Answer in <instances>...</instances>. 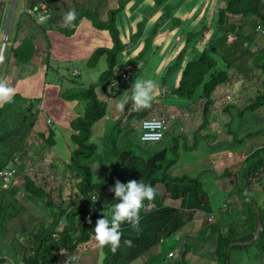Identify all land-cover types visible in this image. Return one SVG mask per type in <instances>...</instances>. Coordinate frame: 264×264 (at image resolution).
<instances>
[{"label":"trees","instance_id":"1","mask_svg":"<svg viewBox=\"0 0 264 264\" xmlns=\"http://www.w3.org/2000/svg\"><path fill=\"white\" fill-rule=\"evenodd\" d=\"M40 1L42 0H32L31 3L35 4ZM44 1L52 5L61 0ZM140 1L145 3L143 9H141L142 6L134 7L135 9H129L130 12L122 17L124 25L133 24L136 29L132 38L130 36L125 39L121 36V31L116 25V14L124 12H118L120 8L125 7L124 1L118 11H109L106 21L102 20L100 15L94 11L81 9L77 12L76 20L71 26L67 25L66 29H60L66 36H72L82 18L86 17L94 21L98 29L109 33L112 44L96 49L87 64L88 67L96 68L100 59L104 55L108 56V69L100 76L98 82L86 87L81 81L78 82L70 77H65L63 81H56V83L46 76L42 85L43 91L40 94L28 95L26 98L21 93L15 92L10 102H3L0 105V162L3 164H0V173L7 168H9L8 171L16 169V166L19 171L24 172L26 166L19 165L15 156L26 157L29 147L26 150L24 143L36 139L37 136H42L49 146L53 145L65 152L69 150L68 157H70L64 170L63 182L59 187V201L54 200L52 190L49 191L46 186L38 183L36 177L26 175V183L22 186L7 189L3 186V178L0 174V230H4L3 233L11 232L12 234L9 235L6 242V246L10 250L7 252V256H13L16 264H57L61 260V252L72 253L78 250L85 254L92 249H102L104 260L101 264H129L168 238L180 241L178 246H182V249L178 256L170 257L171 259L167 260L166 257L172 250L161 258L156 259L155 255L144 264H157L161 261L167 262L166 264H190L189 260L187 262L184 257L187 258V255L192 251L191 246L195 245V241L193 240V244L184 242L189 234V229L194 226L195 212L201 210L207 216L217 215L218 211H222V205L226 203L216 204L217 201L212 198L214 189L207 186V183L216 182L219 185L225 181L224 177L228 181L231 170L227 169L223 174L208 172L206 171L209 169L207 165L209 163H213V166L220 165V163L225 165L224 162L228 160V156L234 154V149H229L226 145H242L252 137L264 135V131H262L264 123L261 129L254 132L250 130L241 132L243 124L232 129L229 124L234 120V117L230 115L226 117L229 120L226 133L231 137V140L222 145L219 142L214 143L219 138L216 131L220 123V120H217L220 111L215 107L219 94L216 90L230 82L231 72H240L247 78H250L249 72L255 69V73L261 74L257 75L261 86L257 89L255 98L249 103L250 106L246 108L250 118L256 117L259 120V115L255 113L261 105H264V34H258L256 30L258 25L264 26V1L221 0L215 16L213 17L214 13L211 15L212 25L209 12L208 17H202L203 4L208 2L206 3L208 6L211 0L196 2V6L200 7L199 13L194 10L195 5L192 7L182 6L186 2L185 0ZM140 9L141 13L137 12ZM187 9L190 10L189 13H187ZM151 11L154 22L149 24L151 27L145 28L148 26L147 21H150L147 13ZM22 16L25 17L24 14ZM186 16L188 19H185ZM29 18V21L25 23L26 35L19 34V20L14 33L10 35L5 51L6 60L1 70L0 80L4 82L11 76L13 77L18 70H24L31 64L32 59L36 56L37 38L44 43L45 58H43V62L46 66V74L52 66V43L48 31L57 29V23L52 18L48 22L38 25L35 19ZM1 20L2 14L0 13V22ZM165 21H169L172 28H183L187 22L183 29L184 36L181 39H186V41L182 45L181 51L176 54L174 62L168 63L167 67L164 66L162 60L158 62L154 59L155 67L152 71L155 73L153 75L155 80L153 81L156 82L157 78L161 80L162 86L167 89L164 92V97L174 96V98L190 99L189 101L205 98L201 111L203 113L202 122L196 132V138L192 145H188L185 142V137H182V133L171 137L169 135L171 130H168L164 140L145 147L137 143L136 138L124 140L121 136L118 144L121 145L123 151L112 157L107 166V163H101L102 160L96 161L99 147L96 143L98 138L94 135V130L100 121L107 120L108 115L115 113L118 100L122 94H125V91L128 93L131 87V80L127 84L120 83L114 86L115 80L121 78L120 75H116L115 68L121 58H127L125 53H127L126 50L131 41L133 44L129 47H138L128 57V60L124 61L127 66L138 67L148 55L160 52L162 44L159 41L162 38L159 36L166 35L163 32ZM255 46L258 47L256 52L252 50V47ZM136 72L137 76L143 74L141 70L139 72L136 70ZM52 84H57L59 87L55 88V95H47L45 89ZM50 97L57 101L54 103L57 105L52 108V111L48 109L49 113L47 111L40 112L37 105L44 99L49 100ZM59 101L62 102L59 103ZM159 103H152L149 109L130 112L125 131L131 130L129 123L134 118L142 120L159 114L160 112L156 113ZM196 104L195 106H197ZM223 107H227V105ZM58 108H62L63 112L66 110L77 111L76 114L68 116L69 126L67 128H64L63 125L54 127L48 123L50 116L53 120L57 118L55 111ZM220 115L222 123L225 117H222L223 112ZM43 116H45L44 132L47 135L44 132L40 134L41 130L38 129L41 125L39 120ZM118 119L120 116L116 120ZM176 121L180 124L186 122L180 118ZM201 130L202 135H200ZM198 135L202 136V143L201 141L197 142ZM58 141L60 142L56 146ZM126 141L130 142H127L126 145ZM218 146L225 148L218 150ZM242 148L243 146L240 149ZM189 150L192 154L198 152L203 155L200 158V161H203L200 168L202 167L203 171L213 177L190 175L187 170L191 167V161L189 167L183 160L177 162V158L187 157L186 152ZM243 150L248 153L251 149L243 148ZM172 157L176 159L171 160ZM98 163L101 164L98 165ZM171 167L183 174L176 175L174 170L170 172ZM263 167L264 146L252 150L247 155L241 172H234L236 174L234 180L228 181L235 182L234 191L233 189L229 192L220 189L226 194L227 202L237 196L242 203L240 195H243L246 203L241 204L245 210L238 211L242 212L244 223H237L235 220L227 222L228 219L224 221L217 216L216 222L211 223L213 225L210 224L211 228L216 229L215 231L218 233L219 251L215 259L216 264H227V260L231 264L232 257L237 255L242 259L241 253L244 250L248 251V258L252 264H264V204L262 206L260 202L254 200L255 190L254 186H251L254 182L255 186L259 187L261 195L264 196ZM97 169L101 172L99 173ZM132 174H137V176L132 178L130 177ZM117 180L122 183L129 180H141L154 189L158 184H162L166 189L165 193H168L174 201L173 206L158 203L150 214L145 213L142 207L137 228L131 229L129 228L130 224H122L119 245L113 250L110 245H100L96 241L93 228L96 221L103 218V211L105 214H110L109 204L115 203V198L103 190L106 187L111 188ZM242 182L243 189L240 190L238 187ZM67 185L70 187L71 193L64 196L63 191ZM156 197L157 192L155 197L151 201L146 200L144 205L155 201ZM96 198L98 199L96 200ZM232 204L233 202H231ZM258 213L263 227L256 239ZM122 228L125 229L121 230ZM181 234H183L182 241L179 240ZM209 237L212 238V235L210 234ZM128 240L132 242L131 246L125 243ZM236 241L253 242L245 245L233 244L228 254L230 245ZM182 243L184 244L181 245ZM93 244L94 246H92ZM211 245H213L212 242ZM4 252L0 249V256L5 254ZM2 262L3 259L0 258V264Z\"/></svg>","mask_w":264,"mask_h":264},{"label":"rangeland","instance_id":"2","mask_svg":"<svg viewBox=\"0 0 264 264\" xmlns=\"http://www.w3.org/2000/svg\"><path fill=\"white\" fill-rule=\"evenodd\" d=\"M7 1L10 5L13 2V0H6V2ZM125 1H127V0H125ZM185 1L186 2H184L182 6L189 5V7H192L194 5L196 6V2L198 0H185ZM23 2H24V0H21L20 3H19V0H17V3H19L18 13L20 12V9L23 7ZM129 2L132 4V8L142 6L141 9H143L145 7V3L141 2L140 0H129ZM220 2H221V0H211L210 3L208 4V6H206V3H208V2H205V4H203V6H202L204 8L202 10V17H208L207 14L209 12V16H210L209 18H210L211 25H212L211 15L214 13L213 17L215 16V13L217 11V7L220 6ZM122 4H123V1L120 0V7ZM124 5L126 8L125 3H124ZM53 7H54V4H52V8ZM81 7L83 8V6H81ZM61 8L63 9L64 7L61 6ZM125 8L122 7L118 11V12H121V11L125 10L123 13L116 14V16L119 20H121L122 17L126 13L130 12V11H127ZM141 9L137 12L141 13ZM199 9H200V7H198V6H196L194 8L196 13H199ZM3 11H4L3 8L0 9L1 14L3 13ZM186 11H187V13L190 12V10H188V9ZM53 12H54V8H53ZM16 14H17V12L15 9L14 18L16 17ZM19 14H21V13H19ZM151 14H152V11L150 13H147L148 19L151 17ZM54 15H55V12H54ZM55 16H57V15H55ZM185 19H188V16H186ZM18 20L20 21V24L23 25V28L21 29V34L24 35V34H26L25 23L29 21L28 18L24 17V16H20L18 19H14V24L11 25V27L9 28V31L11 34L14 33L15 22H17ZM165 22H166V25L163 28L165 31L163 29L162 30L166 34V40H163L165 43L164 42L160 43V44H162L161 51L156 52L154 54L153 59H156L159 62V60L162 59L163 56H165L164 58H166V60H168V61L170 60L169 63H171V62L173 63L175 60L176 54L178 53V50L180 49V44L177 42L181 39L180 34H179V33H181V30H179V28L170 27L171 24H169V21H165ZM161 25H163V24H161ZM1 36L6 37L5 32L3 34H1ZM53 36L56 37L55 35H51V39ZM173 38H175V40H173ZM19 41H20V38H19ZM137 47L138 46L133 47V50H135ZM39 51L41 52V51H43V49H40L39 46H37L36 52H39ZM157 56H159V58ZM40 58H42V57H40ZM102 58H101V60H102ZM142 62H144V61H142ZM142 62L138 66V68L140 67L138 69V72L140 70L143 71V74L141 76H137V74H135V71H131V69H127V66L118 68L119 70L124 71V73H123L124 78L121 79L122 84H127L128 79L132 76V79L130 81L131 87H130L129 92L127 93L128 95L131 94V88H132V85H133L135 79L143 78V79L155 80L153 77V75L155 73H153V71H152V69H153L152 66H154V63H155L154 60L151 63H149V60H148L143 64V66H141ZM53 64H54V62H53ZM87 64L88 63H85V62L71 63L70 64L71 67L77 66V70L80 72V75L71 76L70 78L74 79L78 82L82 81V82H86L88 84L89 83L91 84V83L97 81L100 78V76L102 75V73L105 72L108 68V58L106 56V59L102 60L100 62V65L98 66V68L95 70H92L90 67H88ZM30 65L28 66L27 70L30 69ZM167 65H168V63H167ZM3 67H4V63L2 62V63H0V79H1V73H2L1 69H3ZM32 67H33V64L31 66V69H32ZM160 67H161V65H160ZM157 71H155V72H157ZM25 72H26V70H25ZM255 72H256V69L249 72L250 78L243 77V78L239 79L240 81H235L236 77H239V74L231 73V75H232V77H230L231 85L225 84L224 86L218 87L216 90L219 94H218L217 104H215V107L218 108L220 113L223 112L222 117L229 116L230 114L234 117L233 118L234 120L229 124V126L232 129H233L234 123H235V125H237V128L241 124H243L241 127V130H240L242 132H246L247 130H250L253 132L258 131L263 126V124H256L255 123L256 120L253 119L252 117L251 118L249 117V111H246V108H247L246 104L247 103H244L245 96L246 95L255 96L256 95L255 91L257 90L256 88L258 85L261 84L259 78L257 77V75L259 73H255ZM22 74H25L23 72V70H18L17 73L14 74V76H13L14 78L11 76L8 80L5 81V83L10 87H14L15 83L17 81L18 82L20 81V79H21L20 77H22V78L25 77V76L23 77ZM23 80H26V78ZM155 83H156V95L154 96L152 103H159L161 101V103H159L160 104L159 108L156 109V113L160 112L161 114L159 113V115H165V116L170 117V123L169 124L171 126V132H169V135L171 137H173V136H177L179 133H183L182 137H185L186 134L184 132H180V130H179L185 126H189L186 129V132L189 135H194V131L197 129L198 124H201V122H202L201 118H202L203 113L201 111L204 107L205 98H203V99L200 98L199 100L189 101L190 99L186 100V99H184V98L182 99L180 97L174 98V96L164 97V92H166L167 89L164 86H162L160 79L157 78ZM25 86L30 87L29 82ZM128 86H129V83H128ZM23 88H22V86H20V85L17 86V84H16L15 92H19L22 94L23 97L27 98V95L25 93H23L24 92ZM230 89H232L234 91V93H231ZM199 90H197V91H199ZM125 93H126V91H125ZM231 95L232 96L234 95L233 101H235V102L237 101L238 104H242V106L240 108H239V106H238V108H235L232 105L228 106L229 108H231V112L229 113L227 110H224L226 107L223 108V106L228 105V100L231 97ZM237 95H238L239 99H235V96H237ZM254 98L255 97H251L250 101H252ZM24 100H26V99H24ZM241 102H243V103H241ZM2 103L3 102H0V105H2ZM47 103H50V101L48 99H45V100H43V102L41 103L40 106L37 105V107H40L39 108L40 112L47 111V113H49L48 107L46 106ZM129 103H132V102H129ZM195 104L197 106H195ZM232 104L236 105V103H234V102ZM195 111H197V112H195ZM60 112H63V111H60ZM220 113L218 114L219 117L221 116ZM182 114L191 115V117H183V119L185 121H189L188 123L178 124V122L173 118V117H176V116L182 115ZM59 115L57 118L59 119L60 123L64 126H69L68 117L59 116ZM154 115H156V114H154ZM219 117L217 118V120H220V123H221V119ZM222 120H223V118H222ZM56 121H57V119H56ZM39 123H41V125L38 129L41 130L40 134H42V132H44V127H45V116H43L39 120ZM49 123L53 124L54 120L51 119ZM100 123H101V121L99 122V124ZM115 123H116L115 120L107 121L108 125H112L111 128L109 129L111 135L105 136L104 142L101 140L102 135L100 136V138H98L96 140V143L98 144V147H99L98 153L105 156V162L106 163H109L112 160V157L120 154L123 151L121 145L118 144L120 134L122 136V139H124L123 135H127L129 137H132V139H133V138H135V136L138 134V132L140 130V128H139L140 121H138L136 118H134L130 124L132 129L125 131V132H122V130L125 129L124 127H122V128L117 127V125ZM220 123H219V127H218V128H220V130L218 132L219 133H222V132L225 133L224 128L220 127ZM262 131H264V128H262ZM44 134L47 135V133H45V132H44ZM140 134H141V131H140ZM225 134H227V133H225ZM38 137L39 136H37L36 139H32L30 141L28 140L27 142L24 143L26 145V150H27V147H29V149L27 150L26 157L22 158L20 155H16L15 157L17 158L16 160L18 161L19 165H25L26 166L24 172L33 176V177H36V178L38 176L41 180H44L47 183L48 189L52 190V195H53L54 200L59 201L60 196L58 195V191H59V187H60L61 183L63 182V178L65 176L64 168L66 167V162L62 158L58 157L56 155L57 152H54L53 149L49 148V146L47 144H43V140L38 138ZM44 137H46V136H44ZM225 139L230 140L231 137H225L224 136L222 138H219L218 141L225 140ZM200 141H203V139L197 140V142H200ZM59 142L60 141L56 142V146H57V143L59 144ZM127 142H130V141H126V145H127ZM144 145H145V147H147L150 145V143H144ZM242 146L244 149L250 148L251 149L250 151L255 150L258 147H263L264 146V135L261 134L259 136L254 137V138L252 137L249 141H247L246 143H244L242 145L241 144L235 145L234 148H239ZM55 148L57 150L60 149L58 147H55ZM229 149H230V147H229ZM19 151L22 152V150H19ZM186 154L188 155L187 157H183L182 159L177 158V162H181V160H183L184 163L187 164V167H189V164L191 161V163H192L191 167L188 168V170H187L188 174H190V175L194 174L196 176L201 175V177L207 176V175L210 177H213L209 173H207L206 171L214 172V169H215L216 173L223 174L227 169H230L231 172L228 176V181H233L234 177L236 176V174L234 172H239L240 166H241L242 162L245 160L246 152L244 154L240 153L239 156H237L236 153L233 155H229L228 160L224 162V164H225L224 166L221 163H220V165L217 164L216 166H213V163H211V164L209 163L207 165V167L209 169H207L206 171H203L202 167L200 168V166L203 165V163H202L203 161H200V158L203 156L202 154L199 153V155L196 158H193V156L189 155V154H191V150L187 151ZM21 155H23V154H21ZM211 155H213V153H211ZM102 158H103V156L100 155L96 158V161L103 160ZM173 158L174 157H172L171 160ZM174 159H176V158H174ZM0 164H2V163L0 162ZM6 165H4V166H6ZM4 168L6 169L7 167H4ZM17 169H18L17 174H18L20 180L18 179L16 182H14V185H10L9 187L7 185V189L8 188L13 189L15 187L22 185V183L24 181V174H19L20 173L19 168L17 167ZM97 170L99 173L101 172L99 169H97ZM172 170H174V173L176 175H178L179 173L183 174L182 172H178L176 170V168L171 167L170 172ZM0 174H2V172ZM35 175H37V176H35ZM214 178L218 179L217 177H214ZM223 180H225L224 182L229 185L230 188L228 187V190H230V189L235 190V188H233L235 185V182H228L225 177ZM242 184H243V182L238 187L240 190L243 189ZM207 186H210L214 189V191L212 193V198L214 201H217L216 202L217 205H221V204H223V202H227L226 194L224 192L220 191L221 188L218 186V184L216 182L207 183ZM251 186L252 187L254 186V190H255L253 193L254 200L258 203L260 202V205L263 206L264 196H262L260 191L258 190L259 187L255 186L254 182L251 184ZM164 191H166L165 187H164ZM70 193H71L70 187L67 185L66 188H64L63 195L67 196ZM237 194L240 195L239 193H237ZM160 195H162V194H160ZM240 199H241L242 203H240L239 198L237 196L233 197L231 199L233 204L232 205L229 204V206H226L224 208V210H226L227 212H223L220 210V211H218L217 216L221 217L224 221L231 218L232 221L235 220V221H237V223L238 222L244 223V221H245V219L243 218L244 216H243L242 212H238V211L239 210H241V211L245 210V208L243 206H241V204L244 205L246 203V199H245V197H243V195H240ZM171 200L174 201L173 199H171ZM261 200H262V202H261ZM169 205H172V204H169ZM236 213H237V215H236ZM198 215L200 217V215H202V212H198ZM206 223L209 224L210 221H207ZM197 228L198 227L196 224L195 229H197ZM215 230L216 229H213V232H216ZM3 231L4 230H0V249L4 250L5 251L4 253H7L10 251L9 248L6 246V242L8 241L9 233H3ZM13 235H14V233H13ZM181 236L182 235H179V237H180L179 240L182 241ZM194 241H195V243H194L195 245L191 246L192 254H188L187 258L184 257L187 262L189 260L190 264H196V262H195L196 257L194 256L193 252L202 249V245L205 243L204 239L197 238V237L194 238ZM179 243H180V241H177L175 238H168L165 241L161 242L156 247H154L148 253L142 255L140 258L135 259L134 261H132L129 264H144L147 262L148 259H150L151 257H153L155 255H156L155 256L156 259L158 257L161 258V257H163L164 254L165 255H166V253L169 254L172 250L174 251L175 247H177L179 245ZM181 245H183V243ZM92 246H94V244ZM210 248H212V247H210ZM241 254H242L243 258L240 259L239 257H237L238 255L233 256L231 259V264H251V262L248 258V251L244 250L243 253H241ZM192 255L194 257L191 259L190 256H192ZM60 257H61L60 263H57V264H101L102 261L104 260L103 259L104 253H103L102 249H92V250L87 251L85 254L82 253V258L80 259V261L79 260L74 261V257L71 255L69 256L68 254L61 253ZM166 258H167V260L171 259L170 256H167ZM7 259H8V261L5 262L4 264H15L12 257H7ZM200 259L202 260V259H204V257H202ZM159 263L164 264L165 262L161 261V262H158L157 264H159Z\"/></svg>","mask_w":264,"mask_h":264},{"label":"clouds","instance_id":"3","mask_svg":"<svg viewBox=\"0 0 264 264\" xmlns=\"http://www.w3.org/2000/svg\"><path fill=\"white\" fill-rule=\"evenodd\" d=\"M20 1L21 0H19V3H20ZM31 1L32 0H24L23 7L20 9V12H19L21 14H19V16H22V14H24L25 17H27L28 19H30L29 17H32L33 19H35L36 24H38V25H41V23H44V22H48L49 19L51 20L52 18H54L53 11H52V8H51L52 5L49 4L47 1L42 0V1H40L38 3H35V4H32ZM123 1L126 4V8L125 7H123V8L128 9L127 11H129V9H131L130 6H129L130 5L129 0H127V1L123 0ZM19 3H17V0H16L15 7H14V12H13V17H12L11 21H10V13H11V10H12L13 2H12L11 5L8 3V1L5 2L4 5L3 4L0 5V9H2V8L4 9V11L2 13V20L0 22V51L1 52L3 51L4 57H5V51H6L7 44L9 42L10 35H12V34L10 33V31L8 32L6 37L1 36V34H3L4 32L6 34L7 30H9L11 25L14 24V19H17ZM39 4H46L47 7H48V11H49V16L46 17V18H42L43 20H41V21L38 20V16L37 15L30 14L27 11L28 7H33V6L39 5ZM119 6H120V0L118 1V8H119ZM15 9H16L17 14H16V17L14 18ZM81 9H86V8H77V9H72V10L67 11L66 14L64 15V23L66 25L71 26L73 21L76 20L77 12L79 10H81ZM123 11H125V10H123ZM54 12H55V10H54ZM187 22H188V20H187ZM187 22H186V24H187ZM17 23H18V21L15 22V28L17 26ZM186 24H185V26H186ZM184 27L183 28L179 27V29L181 30V34L184 33L183 32ZM60 29H61V27H60ZM62 29H64V28H62ZM18 30H19V34L21 35V24L19 25ZM49 31H52V30H49ZM49 31H48V33H49ZM135 32H136V30L133 29L132 30V35H131L132 37L134 36ZM256 32L258 34H264V26L263 25H258ZM26 34H27V32H26ZM183 36L181 37V39L183 38ZM181 39L179 40V42L181 41ZM3 40H4V42H3ZM184 41H186V39H184ZM36 44H37V46L40 47V49H43V51H41V52L40 51L36 52V56H38L39 58L42 57V58H40V60L43 62V58H45V54H44L45 47H44V44H43L42 41L41 42H37L36 41ZM132 44H133V42L130 43L129 46L132 45ZM129 48H131V47H129ZM257 49H258L257 46L252 47V50L254 52H256ZM180 51H181V49H180ZM126 52H127V50H126ZM104 56H107V55H104ZM151 56H154V55L150 54L146 58L151 57ZM107 58H108V56H107ZM0 60H2V57H0ZM5 60H6V57H5L4 61H3V63H5ZM126 60H128V58H121V60L118 61V65L116 66L115 70H116V75L117 76L120 75L119 77H121V78L118 79V80H115L114 86L120 84L121 83V79L124 78V76H123L124 71H121L118 68L127 66L124 63V61H126ZM53 62H54V60H53ZM53 62H52V65L55 67L53 73L56 72L55 76H57V77H56L55 81H57V82L63 81L65 79V77L67 78V77H71V76L80 75V72L77 70V68H74V69L71 68L70 64L74 63V62H70V63L62 62V63H59L58 65H56L55 63L53 64ZM0 63H2V62H0ZM61 64H68V65L63 68V67H61ZM99 65L100 64H98V66ZM98 66L96 67V69L98 68ZM108 66H109V63H108ZM127 69H131V71H135L136 72V70H138V67H134L133 65H128ZM104 73L105 72H103L102 74H104ZM53 77L54 76L52 75V78ZM230 77H232L231 73H230ZM131 79H132V76L128 79V81L131 80ZM98 80L93 82V83L98 82ZM82 83H84V82H82ZM93 83H91V84H93ZM228 84L231 85V80H230L229 83H227V85ZM260 86H261V84L258 85L256 89L260 88ZM230 90H231V93H234V91L232 89H230ZM256 92H257V90L255 91V93ZM14 94H15V89L13 87L8 86L4 81L0 80V102H10L12 97L14 96ZM155 95H156V83L153 80H151V79H143V78L135 79V81H134V83L132 85V88H131V94L130 95H128L127 93L122 94L121 98L118 100V102L116 104V108L120 112H123L124 109H125L123 115L127 116L126 121H128L129 115L131 114L130 112L133 111V113H134L136 111L149 109L151 107V105H152V102H153V99H154ZM249 96L251 98V97H255L256 95L255 96L246 95L247 99L244 100V103H247L246 107L250 106L249 103L251 101L248 102ZM233 98H234V95L233 96L231 95V97L228 100V105L225 108V110H227L229 113L231 112V108H229L228 106L232 105L235 108H238V106L240 108L242 106V104H238L237 101L236 102L233 101ZM235 99H239L238 95L235 96ZM129 102H132V103H129ZM233 102L236 103V105L232 104ZM241 103H243V102H241ZM40 105H41V103L39 104V106ZM39 108L40 107H38V109ZM255 114L259 115L258 116L259 120H257L256 117H252L253 119L256 120L255 123L256 124H263L264 123V105H261L259 110H256ZM188 116H189V114H187V115L186 114H182V115H178V116L173 117V118L175 120H177L179 118L183 119V117H188ZM226 117H228V116H226ZM226 117H225V119L223 120V122L220 125L221 128H224V132L225 133H226V130L228 129V124H229V120H227ZM107 118L112 119L113 115H108ZM51 119H52V117L50 116L49 120H48V123L50 122ZM159 119H164L166 121V126L167 127L162 130V135L161 136H159L157 138L147 139L149 136L159 135L160 133L156 132L152 128V125L150 123H145L144 124V122L145 121H150V120H159ZM169 120H170V117L169 116H165V115L149 116V117H146V118H144L142 120H138V121H140V124H139L140 130H139L138 134L135 136V138L137 140V143H140V145L145 146L144 143H150V145H152V144H156V143H159L162 140H164L168 130H171V126L169 124ZM182 122H184V121H182ZM188 122L189 121H186L185 123H188ZM185 123H183V124H185ZM130 124L131 123H129V126L131 127ZM178 124H180V123L178 122ZM50 125L54 126V123L50 124ZM126 126H127V124L124 125V126H120V127L121 128L122 127L126 128ZM157 126H160V125L158 124ZM188 127L189 126H185V127H183L182 129H179V130H180V132H184L186 134L185 142H187L188 145H192L194 140H195V138H196V132L199 130V124H198L197 129L194 131V135H189L186 132V129ZM236 128H237V126L235 127V125H234L233 129H236ZM146 129H148V131H146ZM219 130H220V128H218L217 131H216V134H218L219 138H222L224 136L225 137H230L228 135V133L227 134H225L223 132L219 133L218 132ZM124 131H125V129L122 130V132H124ZM140 131H141V134H140ZM239 133H240V131H239ZM200 135H202V130L200 131ZM200 135H198V137H197L198 139H202V136H200ZM123 136H124V140L132 138V137H129L127 135H123ZM120 137H121V134H120ZM120 137H119V141H120ZM219 138H217L214 143L219 142L220 145H222L225 142L231 140V139L230 140H226L225 139V140L218 141ZM202 142L203 141H201V143ZM45 144H47L49 146L48 142H46ZM219 146L217 147L218 150L220 148ZM234 146H231V144L226 145L227 148L230 147V149H234L233 152H234V154L236 153L237 156H239L240 153L244 154L246 152L245 150H243V148L242 149H240L241 147L234 148ZM52 147H53L52 145L49 146V148H52ZM222 148H225V147H222ZM222 148H220V149H222ZM236 149H240V150H236ZM220 151H222V150H220ZM251 152L252 151H250V152L245 154V160H246L247 155L250 154ZM62 153H63V156H59L58 153H56V155L58 157L62 158L66 162V165H67L68 160L70 159V157H68L69 155H67V150H66V152L61 150V154ZM100 155L103 156V158H102L103 160H102L101 163H105L106 164L105 156L99 153L98 156H100ZM191 155H193V157L196 158L199 155V153L195 152L194 154H192V152H191ZM244 161L242 162L238 173L241 172L242 166L244 164ZM101 163H99L98 165H100ZM107 166H108V163H107ZM8 169L9 168H7L6 170H3L2 174H1V176L3 178V184H4L3 186L6 187V188H7V185L9 187L10 185H14V182H16L18 179L20 180V178H19V176L17 174L18 173L17 167H16V169H13V170H10V171H8ZM263 169H264V167H263ZM64 170H65V168H64ZM19 172H20L19 174H24V181L22 183V185H23L24 183H26V175H29V174H27L25 172H21V171H19ZM214 172H215V169H214ZM235 173H237V172H235ZM104 175H105V173H104ZM192 175H194V174H192ZM29 176H31V175H29ZM35 176H37V175H35ZM135 176H137V174H132L130 177L135 178ZM260 177H257V178H260ZM37 180H38V183H40L41 185L46 186L47 189H48L47 183L44 180H41L38 176L36 178V181ZM18 187H20V186H18ZM248 189H249V187H248ZM48 190L50 191V189H48ZM103 191L108 192L110 196L115 198V203L109 204L110 208H111L110 214H105L104 211H103V214H102L103 218H100V219H98L96 221L95 227L93 228V232H94V236H95L96 241L100 245H110L113 248V250H115V248L119 245L120 237H121L120 227H121L122 224H125V223L130 224L131 227H129V228H131V229L137 228V226H138V224L140 222L139 213H140V210L142 209V207H143L145 213L150 214L157 207L158 203H162V204H165V205L172 204V206H173V201L171 200L172 198H171V196L168 193H165L164 185H162V184H158L157 187L154 189L152 186L142 182L141 180H139V181L129 180L126 183H122L119 180H117L115 182V185H113L111 188L110 187H106L105 190H103ZM156 192H157L156 200L153 201V202H149V203L144 205V202L146 200L151 201L155 197ZM160 194H162V195H160ZM97 199L98 198H96V200ZM231 202H232V200L224 203L222 205V211L227 212L226 210H224V208L226 206H229V204H231ZM199 211H201V210H199ZM206 217H208L207 221H210L209 224L214 223V221L216 220V215L215 214H211V215H208ZM230 221L232 222L231 218L228 219L227 222H230ZM123 229H125V228H122L121 230H123ZM8 233H9V235H11V232H8ZM236 242H247V241H236ZM125 243L128 244L129 246H131V244H132V242L130 240L125 241ZM179 247L180 246H178L177 248L174 249V251L177 253V256L180 253ZM61 253L68 254L69 256L70 255L73 256L74 257V261H78V260L80 261V259L82 258V252L78 251V250H76L75 252H72V253H67V252H61ZM7 257H12V259L14 260L13 256H7V253H5V254H2L0 256V258L3 259V262L1 264H4L5 262L8 261Z\"/></svg>","mask_w":264,"mask_h":264},{"label":"crops","instance_id":"4","mask_svg":"<svg viewBox=\"0 0 264 264\" xmlns=\"http://www.w3.org/2000/svg\"><path fill=\"white\" fill-rule=\"evenodd\" d=\"M5 2H6V0L0 1V3H5ZM53 4H54L53 8L55 10V15H57V16H55L54 12H53V15H54L53 19L57 23V29L49 31L48 34H49V37H50V40L52 43V48H51L52 58H53L54 63L56 65H58L59 63H62V62H64V63H70V62L88 63V60L94 54L96 49L103 47V46H109L112 44V40H111V37L109 36V33L107 31L104 32V31H101L100 29H98V27L94 24V21H91L90 19H88L86 17L82 18L80 25L77 27L75 33L72 36H66L60 30V27L66 29L67 25L64 23V15L66 14V12L69 10H72V9L82 8L81 6H83V8H86L90 11L96 12L97 14L100 15L102 20L106 21L108 19V16H109V11H112V10L118 11V0H98V1L97 0H61L60 2L53 3ZM60 5L63 6L64 8L62 9ZM129 6L132 9L131 3ZM53 8H52V11H53ZM133 9H135V8H133ZM126 10H128V9H126ZM121 13H123V12H121ZM19 17L20 16L18 13L17 19ZM149 19H150V21H147L148 26L146 25L147 27H145V28L150 27L149 24L154 21V16L150 17ZM116 25L119 27V29L121 31V36H123L125 39L130 37L132 35V30L135 29L133 24H129V25L125 24L124 25V23L122 22V19L119 20L118 18L116 19ZM22 28H23V25H21V29ZM179 34H180V38L184 35V33L183 34L179 33ZM51 35H55L56 37L53 36L51 39ZM159 37L162 38L159 41V43L163 42V40H166L165 39L166 35L163 36V34H161ZM131 38H132V36H131ZM173 40H175V38H173ZM36 41L41 42V40L39 38H37ZM130 43H132V41ZM179 43H180V49H181L182 45L185 43V41L181 40ZM180 49L178 50V52L180 51ZM133 51H134L133 48H129V46H128L127 53H125L126 54L125 56L128 58L132 54ZM151 55H154V54H151ZM153 57L154 56H152L151 58L150 57L145 58L144 62H142V66L148 60H149V63L153 62V60H154ZM158 58H159V56H158ZM105 59H106V56H104L102 58V60H105ZM160 60H162L164 62L163 64L165 67L168 66L167 63H169V61H170V60L169 61L166 60V58H164V56ZM101 61H99L98 64H100ZM154 62H155V60H154ZM31 63L33 64L32 69H31L32 64L30 65L29 70H27L28 67L26 69H24L23 72L25 74H22V76L23 77L25 76V77L24 78L20 77L21 79L17 83V86L20 85V86H22V88L24 87L23 93H25L27 96L32 95V94H40L43 91L42 85H43V82H44L46 76H48V78L50 80H54V82H56L55 80L57 77V76H55L56 72L53 73L54 68H55L53 65L51 66V68H49L48 73L46 74V66L40 60V58L38 56H35L32 59ZM67 65L68 64H61V67L64 68ZM154 67H155V63H154V66H152V68H153L152 70H154ZM71 68L74 69V68H77V66H74ZM90 68L92 70L96 69L95 67H90ZM25 70H26V72H25ZM231 73L239 74V77H236L235 81H240L239 79L244 77L240 72H237V71H233ZM52 75L54 76L53 78H52ZM25 78H26V80H23ZM28 82H29L30 87L25 86ZM83 85L88 87L90 85V83L88 84V83L84 82ZM56 87H59V85L52 84L51 86H49L48 88L45 89V93L47 95H52V94L55 95L54 90ZM246 99L247 98L245 96L244 100H246ZM59 100H61V99H59ZM49 101H50V103H47L46 106L48 107V109L50 111H52V108L57 105V104H54V103H57V101H55L54 98H52V97H50ZM62 101H59V103H61ZM248 102H250V96L248 98ZM60 111H63V109L58 108L55 111V114L57 115V117L59 114H60L59 116L68 117L69 115L77 113V111L72 112L69 110L64 111V113L60 112ZM124 111H125V109H124ZM124 111L120 112L115 107V113L113 114V118L112 119L107 118V120L102 121L94 130V135L97 138H100V136L102 135L101 140L104 142V140H105L104 137L111 135L109 129L111 128L112 125H108L107 121L115 120L116 121L115 124L117 125V127L124 126V125L128 124V121H126L127 116L123 115ZM118 116H120V119L116 120ZM154 116H160V115L157 114ZM56 119H57V121H56ZM56 119L54 120V127L62 126L59 119L58 118H56ZM121 119H122V121H120ZM236 126L237 125H235V127ZM67 127L68 126H64V128H67ZM38 138L42 139V136H39ZM59 139H60V136H59ZM45 143H46V141L43 140V144H45ZM52 149L54 152H57L59 156H63V153L61 154V148L57 150L55 148V146H53ZM67 155H69V150H67ZM218 186L221 188V190H226L229 192V190H228L229 185L226 184L225 182L219 183ZM199 212H202V215H200V217H199L198 212L195 213L194 223H193L194 226L189 229L190 230L189 234L186 236L184 243L188 242L190 244H193L194 243L193 240L195 237H199V238L204 239L205 243L202 245V249L195 251V253H196V255H194L196 257L195 262H196V264H216L215 259H216L217 253L219 251L218 250V233L213 232V227L211 228V225H213V224L210 225V224L206 223L207 219H208V217H206L207 215L203 211H199ZM216 219H217V215H216ZM214 222H216V220ZM196 224L198 227L197 229H195ZM205 229H206V231L204 232ZM210 234L212 235V238L209 237ZM181 235H182L181 237L183 238V234H181ZM211 242L213 243V245H211ZM210 247H212V248H210ZM179 249L181 251L182 246H180ZM189 254H192V251ZM194 256L193 255L190 256L191 259ZM202 257H204V259L201 260L200 258H202Z\"/></svg>","mask_w":264,"mask_h":264},{"label":"built area","instance_id":"5","mask_svg":"<svg viewBox=\"0 0 264 264\" xmlns=\"http://www.w3.org/2000/svg\"><path fill=\"white\" fill-rule=\"evenodd\" d=\"M27 11L30 13V14H34V15H37L38 16V20H43L42 18H46L49 16V11H48V7L46 4H39V5H35L33 7H28L27 8ZM4 42V40H3ZM0 57H2V60H0V62H3L5 57L3 55V51L1 52L0 51ZM145 123H150L152 125V128L160 133L159 135H153V136H149L147 139H151V138H157L159 136L162 135V130L165 129L167 126H166V121L164 119H159V120H150V121H145ZM160 125V126H157V125ZM146 131H148V129H146ZM170 257H176L177 256V253L175 251H172L170 254H169Z\"/></svg>","mask_w":264,"mask_h":264},{"label":"water","instance_id":"6","mask_svg":"<svg viewBox=\"0 0 264 264\" xmlns=\"http://www.w3.org/2000/svg\"><path fill=\"white\" fill-rule=\"evenodd\" d=\"M15 3H16V0H13L12 10H11V13H10V21H11V19L13 17ZM8 32H9V30H7L6 35L8 34ZM262 227H263L262 220H261L260 214L258 213V228H257L256 236H255L256 239L259 237V234H260V231L262 230ZM252 242L253 241H249V242H235L233 244L245 245L247 243L251 244ZM233 244L230 245L228 254L231 251ZM227 264H229V260H227Z\"/></svg>","mask_w":264,"mask_h":264}]
</instances>
